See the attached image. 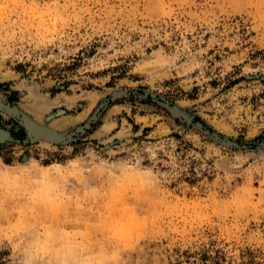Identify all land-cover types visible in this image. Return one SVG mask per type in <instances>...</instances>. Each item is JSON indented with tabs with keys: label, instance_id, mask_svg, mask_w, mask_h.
<instances>
[{
	"label": "rangeland",
	"instance_id": "1",
	"mask_svg": "<svg viewBox=\"0 0 264 264\" xmlns=\"http://www.w3.org/2000/svg\"><path fill=\"white\" fill-rule=\"evenodd\" d=\"M263 51L264 0H0V264H264Z\"/></svg>",
	"mask_w": 264,
	"mask_h": 264
},
{
	"label": "trees",
	"instance_id": "2",
	"mask_svg": "<svg viewBox=\"0 0 264 264\" xmlns=\"http://www.w3.org/2000/svg\"><path fill=\"white\" fill-rule=\"evenodd\" d=\"M263 53H264V51H263ZM9 133H10L11 138H13V139H17L19 141H24L26 139V134L23 131V129H21V128L18 130L13 129ZM206 257H207V255H203V257H201V259L206 260L207 259ZM213 261H214L213 263H217V262H215V260H213Z\"/></svg>",
	"mask_w": 264,
	"mask_h": 264
},
{
	"label": "water",
	"instance_id": "3",
	"mask_svg": "<svg viewBox=\"0 0 264 264\" xmlns=\"http://www.w3.org/2000/svg\"><path fill=\"white\" fill-rule=\"evenodd\" d=\"M6 136H7V134H6L5 132H2V133H1L0 140L3 139V138H5Z\"/></svg>",
	"mask_w": 264,
	"mask_h": 264
}]
</instances>
